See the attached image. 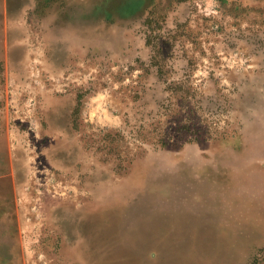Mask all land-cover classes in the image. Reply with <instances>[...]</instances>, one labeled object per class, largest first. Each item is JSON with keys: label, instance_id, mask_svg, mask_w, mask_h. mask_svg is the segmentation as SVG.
Masks as SVG:
<instances>
[{"label": "rangeland", "instance_id": "obj_1", "mask_svg": "<svg viewBox=\"0 0 264 264\" xmlns=\"http://www.w3.org/2000/svg\"><path fill=\"white\" fill-rule=\"evenodd\" d=\"M0 264H264V0H0Z\"/></svg>", "mask_w": 264, "mask_h": 264}, {"label": "bare ground", "instance_id": "obj_2", "mask_svg": "<svg viewBox=\"0 0 264 264\" xmlns=\"http://www.w3.org/2000/svg\"><path fill=\"white\" fill-rule=\"evenodd\" d=\"M247 216H248V215H247ZM248 218H249V217H248ZM254 221H255V220H254ZM259 227H260V226H259ZM259 227H258V228H259ZM258 228H257V229H258Z\"/></svg>", "mask_w": 264, "mask_h": 264}, {"label": "crops", "instance_id": "obj_3", "mask_svg": "<svg viewBox=\"0 0 264 264\" xmlns=\"http://www.w3.org/2000/svg\"><path fill=\"white\" fill-rule=\"evenodd\" d=\"M251 204V203H250Z\"/></svg>", "mask_w": 264, "mask_h": 264}]
</instances>
